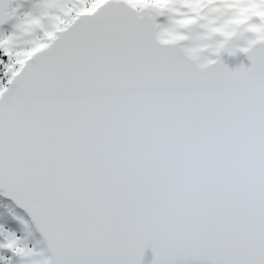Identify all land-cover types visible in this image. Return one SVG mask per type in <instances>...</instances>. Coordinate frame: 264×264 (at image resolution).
Wrapping results in <instances>:
<instances>
[{"label":"snow or ice","instance_id":"6c2138e0","mask_svg":"<svg viewBox=\"0 0 264 264\" xmlns=\"http://www.w3.org/2000/svg\"><path fill=\"white\" fill-rule=\"evenodd\" d=\"M0 264H264V0H0Z\"/></svg>","mask_w":264,"mask_h":264},{"label":"water","instance_id":"95a60500","mask_svg":"<svg viewBox=\"0 0 264 264\" xmlns=\"http://www.w3.org/2000/svg\"><path fill=\"white\" fill-rule=\"evenodd\" d=\"M226 62H227L228 67L230 69H234V68L238 67L241 63H244L245 66L248 65V61L243 56H241L239 58H229L226 60ZM149 256H150V253H149Z\"/></svg>","mask_w":264,"mask_h":264}]
</instances>
